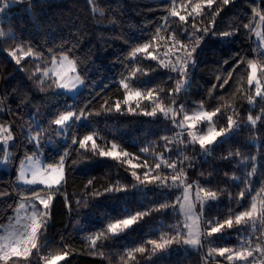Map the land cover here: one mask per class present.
Instances as JSON below:
<instances>
[{
    "label": "trees",
    "instance_id": "16d2710c",
    "mask_svg": "<svg viewBox=\"0 0 264 264\" xmlns=\"http://www.w3.org/2000/svg\"><path fill=\"white\" fill-rule=\"evenodd\" d=\"M197 3L201 12L190 14ZM172 7L187 21L171 17ZM262 17L264 0H214L211 8L206 0H23L0 16V129L8 127L12 137L7 149L0 143V233L20 198L33 196L32 189L56 193L37 247L0 264H47L64 252L68 256L60 264H206V258L210 264H257L253 254L244 262H230L211 251L255 244L257 218L212 236L208 231L250 211L259 199L264 202V91L257 96L256 86L248 83L249 63L257 65L264 83ZM189 37L202 40L193 53L194 66L189 62V74L183 77L160 61L183 59L186 52L176 41L190 51L195 39ZM145 43L156 60L144 52L133 56ZM62 56L75 62L84 82L74 98L59 92L52 76H43ZM122 79L130 81L129 89L122 87ZM136 90L144 96L151 90L152 99L125 105L126 91ZM118 101L120 112L115 111ZM153 109L155 116L143 114ZM196 109H219L213 117L216 130L227 129L231 116L235 124L230 134L205 149L191 142L180 125L185 113ZM69 111L83 113V118L61 131L53 121ZM86 135L93 141L81 148ZM113 144L117 152L130 155L99 156ZM61 157L65 178L58 187L31 189L18 183L23 161L40 158L48 167ZM145 173L161 179L149 183ZM173 175L180 180L174 183ZM182 178L217 194L198 206L207 255L183 242L178 211ZM138 213L142 215L129 229L118 235L107 232L110 223ZM165 239L173 243L163 250L149 243ZM141 247L143 253L137 251Z\"/></svg>",
    "mask_w": 264,
    "mask_h": 264
},
{
    "label": "snow or ice",
    "instance_id": "6c2138e0",
    "mask_svg": "<svg viewBox=\"0 0 264 264\" xmlns=\"http://www.w3.org/2000/svg\"><path fill=\"white\" fill-rule=\"evenodd\" d=\"M176 0H170V3L175 4ZM207 6L211 8V5L214 3V0H206ZM224 4H228L229 0H223ZM10 7L9 3H4L2 6H0V12H4L5 9ZM201 12V4L197 3L194 7L191 9L190 14H199ZM170 16L171 17H178L179 21L181 22H186L188 17L186 15L180 14V12L177 11L176 7H172L170 10ZM264 19V17H262ZM167 22V21H166ZM194 27V26H193ZM204 32H207L208 29H204ZM215 34V33H213ZM4 35L3 32H0V36ZM222 37H227L230 35V33H222ZM175 32L172 33L173 39H175ZM189 39H195V46L191 48L189 51L187 49V46L184 44H181L179 40L176 41V44L179 45L180 49H183L186 52V56L183 59H178L176 64H172L171 62L165 63L164 61H160L161 66L165 68H170L172 72H176L179 75L183 77H187L189 74V62L192 63L194 66V57L193 53L196 52V48L199 47L200 42L202 40L201 38H194V37H189ZM151 47L149 43L143 44L142 47H139L135 50L133 53V56H135L136 52H144L147 54L146 58L156 60L157 57L153 54H151L148 50ZM15 56V53L12 54ZM20 61L17 60V63ZM65 62L71 63L68 60V57L65 56L61 60V64L63 65ZM249 68L251 69L250 74L248 75V83L251 85L254 81L257 82V91L256 95L260 96V88H259V81H257V65L255 63H249ZM71 71L74 73L76 71V68L73 66L71 68ZM139 71V69H137ZM146 74V73H145ZM45 75H48V73H45ZM56 76L58 77V83L57 86L60 89L64 90H75L77 85L82 83L80 80V77L73 76L70 77L67 72H57ZM135 73L132 74V79H135ZM68 81V82H65ZM225 83L227 81L225 80ZM121 85L122 87L127 90L130 87V81L125 82L123 79L121 80ZM180 90V87L178 86L176 91L178 92ZM153 92L149 90L147 92V96H144L143 92L136 90V91H126L125 96H124V101L123 103L125 105H130L133 100H139V99H152ZM137 107L139 105L137 104ZM157 107H160L159 105ZM115 111L120 112L121 111V104L118 101L115 104ZM128 111L132 112L133 109L131 107H128ZM160 111L163 112L165 115H167V112H165V109L163 107H160ZM219 109L213 112H205V111H200L194 115H185L184 116V122H188L187 126L189 129H195L197 127V123L201 122H212L213 117L217 115V112ZM144 115H149V116H155L156 115V110L153 109L151 112H144ZM83 118V113H81L80 116H77L75 112L69 111L66 114H61L59 115L58 118H56L53 123L57 126H62V127H67L69 125V121H72L73 119L75 121H80ZM249 120L251 121L252 124L256 123V120H253L251 116H249ZM235 124V121L231 116L228 117V124H227V129L225 128H220L219 130H216L214 127H209L208 131L206 134H201V135H196L192 132H189V135L191 136V139L193 142L199 143L201 149H205L207 145H212L218 141V138L225 137L228 133H230L233 129V126ZM183 127V122L180 125ZM7 131V130H5ZM12 137L10 135L7 136V139L10 140ZM89 141H93V136L91 135H86L83 137L82 140L79 141V145L81 148H84L86 144ZM73 143H76L74 140ZM95 142H93V148H95ZM116 145H112V150L110 151H104L100 150L99 151V156L101 157H110L113 159H118L121 155L127 157L130 154L127 152H117L116 151ZM2 150V149H0ZM148 149L145 148L142 151H147ZM31 159V158H29ZM128 163H131L129 160ZM132 168H137L140 165L138 164H132ZM170 167H175L174 164L169 165ZM157 168L160 167L159 164L156 165ZM254 171V169H253ZM132 175L139 180V177L137 176V173L135 171L132 172ZM31 179H26L25 178V170L22 168L20 172V177L19 179L24 181L25 184L27 185H42L44 188L53 190L54 186H59L64 179V161L63 157H61L60 161L56 165H49L45 169H41L39 161L35 163L33 168L31 169ZM145 179L147 182L151 183L153 180H160L161 178L159 176L151 177L149 178V173H145ZM173 182L175 183L177 180H180V177L177 175H173L172 177ZM91 183V181L89 182ZM183 183V181H181ZM113 189H107V191H112ZM117 191H120L122 189H116ZM33 191V196L32 200L34 203L32 204V212L29 217H27V223L23 225L24 231L17 230L16 232L9 233V235L5 236L3 239L5 240L4 245H0V260H3L7 262V260L10 258V256H19L21 254L27 255L29 252V248L25 247L23 249V253L21 252V248L19 245L21 243H27L31 245V248H36V240H37V235L41 231L42 228L46 226L47 222V216L49 213L50 209V202L53 199L52 195H47V197H43L39 195V192H37L35 189H32ZM187 188L185 189V195L184 199L187 201ZM200 191H204L201 189ZM241 197L244 196V193H240ZM200 197L198 196V199ZM203 199H212L215 200L217 199V194L216 192L213 191H204V197ZM38 202V203H37ZM21 208L24 207L23 204L20 205ZM183 208L184 205H181ZM188 212H191V205H188ZM257 213V206L255 203L252 204L251 210L250 211H243L239 215H236L234 220L232 218L226 219L222 223H217L215 226L211 227L210 230L208 231V236H212L217 233H221L222 230L227 227L228 229H231L235 225H240L242 222H246L247 220H251L254 216V214ZM264 215V213H261ZM142 214H137V215H130L127 218L124 219H119L114 223H110L107 227V232L113 234V235H118L120 232L129 229L131 226L137 223V218ZM19 223V222H18ZM192 226H189V239L184 240L183 242L185 244H190V245H195L199 243V235L200 233L197 231L195 233L196 239L191 238L193 233L191 230ZM95 243V241H93ZM149 243H151L154 246V249H160L163 250L166 248V246H169L173 243V240L171 239H165L163 242H157L155 240H150ZM138 252L143 253L145 249L143 247L137 249ZM212 252H217L219 256L225 257L228 261H233L235 259H245V256H251L252 253L248 252L245 254L243 251L235 252L233 253L231 249L229 248H220V249H212ZM227 254V255H226ZM68 256L67 252H64L63 254L60 255H55L51 258V260L48 261V264H58L59 261L65 260L66 257Z\"/></svg>",
    "mask_w": 264,
    "mask_h": 264
},
{
    "label": "rangeland",
    "instance_id": "374dc122",
    "mask_svg": "<svg viewBox=\"0 0 264 264\" xmlns=\"http://www.w3.org/2000/svg\"><path fill=\"white\" fill-rule=\"evenodd\" d=\"M7 1L10 4V7H8V10L2 15H5L9 11V9L11 7L21 3L23 0H7ZM2 15H0V16H2ZM259 28H260V25L258 24V26L256 27V30H255V33L257 35H258V32H259ZM258 39H259V41H261V39L259 37H258ZM63 57H65V56H62L59 59L55 60L53 65L43 72V76L44 77L52 76L56 80V83H58V77L56 76L57 72H61V73L67 72L70 77L78 75L80 77V80L82 81V83L78 84L75 90L68 91V90L60 89L57 86V90L59 92H62L64 94H66L67 96H69L71 98H74V97H76L78 95V93L84 87V82H83V80H82V78H81V76H80V74L78 72V68H77V66H76V64H75V62L73 60H71L68 57V60L71 63L65 62L63 65L61 64V60L63 59ZM176 63L177 62H175V64ZM73 66L76 68V71L74 73L71 71V68ZM45 73H48V75H45ZM257 81H259V88H260V92L262 93V90L264 91V83L262 82V79L260 77V72H259L258 68H257ZM65 82H68V81H65ZM253 84L257 88V82L254 81ZM200 111H204V110L196 109L192 113H185V115L191 116V115H194V114H196V113H198ZM70 122L71 121H69L68 123H70ZM183 122H184V119H183ZM187 123L188 122H184V124L186 126L185 136H187V138L191 142H193V141L191 139V136L189 135V132H192V133H194L196 135H201V134H206L209 127H214L213 119H212L211 123H209L207 121L201 122V123H197V127L195 129H189L188 126H187ZM65 128L66 127L59 126V129L61 131H64ZM5 130H7V131H5ZM229 134L230 133H228V135ZM8 135H10L8 127L4 128L3 130L0 129V143H2L4 145L5 149H7L8 146H9V140L7 139ZM177 138L181 139V136L178 135ZM182 138H183V136H182ZM218 140H219V138H218ZM194 143H196V142H194ZM207 146H210V145H207ZM37 161H39V164H40V167H41L42 170L47 168V166H45V164L43 163L42 159H40V158H37V159L36 158H34V159L32 158V159H28L26 161H23L19 165V168H18V171H17L18 183L19 184H21L22 186L31 188V189L32 188H44V186L39 185V184L27 185V184L24 183V181L19 179L20 172H21L22 168L25 170V178L26 179H31L32 178L31 177V169L33 168V166L35 165V163ZM2 164H4V163H2ZM64 178H65V169H64ZM183 179L184 178H182L183 183H181V181H180V184L183 187L182 193H180L179 198H178V211H179V213H180V215L182 217V227H183V231L182 232L185 235V240L190 238L189 237V230H190L189 226H192L191 230H192L193 235H192L191 238L196 239L197 237H196L195 233L197 231L200 233V235L198 237V239H199V243L198 244L190 245V244H185L184 243V245L186 247H188V248H194L195 250H199L201 252H204L205 255H207V254L210 253V251H209L208 248H206L207 247V243H206V241L204 240V237H203L204 233H203V230H202L200 214L198 212V206L199 205H203V202H204L203 198H202V194H201V192H200V190L198 188H195L191 184H187ZM63 180H62V182H63ZM56 187H58V186H54V188H56ZM186 188L188 190L187 191V197H188L187 201H185V199H184L185 189ZM39 195L46 198L47 195H52L54 197L56 195V193L53 192V191H49V192L40 193ZM198 196L200 197L199 199H198ZM33 203H34V201L32 200V196L31 197H27V198H20V202H19L18 206L15 208L14 212L12 213V216H11V219H10V223L8 224L7 227H4L2 232L0 233V245H4L6 243L3 238L5 236L9 235V233L16 232L17 230L24 231L23 225L25 223H27V217H29L31 215L32 204ZM21 204L24 205L23 208L20 207ZM189 204L191 205V212L190 213L188 212V205ZM263 204H264V202H263L262 199H259L257 201V203H256L257 213L254 214V220L257 218V215H258L259 212L262 213L261 211H262ZM181 205H184V207L182 208ZM19 247L21 248V252L22 253H23V249L25 247L29 248V251H31L33 249V248H31V245L27 244V243H21L19 245ZM239 251H243V252H245V254H247V252L244 249L232 250L233 253L239 252ZM21 255H24V254H21ZM246 257H247V255L245 256V259H235L234 258V260H240V261L244 262L246 260ZM207 261L209 263H211L210 259H207ZM60 263H61V261L58 262V264H60ZM47 264H48V262H47ZM206 264H207V262H206Z\"/></svg>",
    "mask_w": 264,
    "mask_h": 264
},
{
    "label": "built area",
    "instance_id": "2783aa9c",
    "mask_svg": "<svg viewBox=\"0 0 264 264\" xmlns=\"http://www.w3.org/2000/svg\"><path fill=\"white\" fill-rule=\"evenodd\" d=\"M4 3H8L7 0H0V6H2ZM8 10L5 9L4 12H0V15L4 14ZM171 62L173 63L171 58H168V60L165 63ZM261 214L257 216V219L255 221V226H254V231H257V236L256 237V243L253 244L252 242H249L250 245L245 247L244 250L248 253L251 252L253 255H256V262L257 264H264V226L262 223V218ZM207 264H210L207 259H206Z\"/></svg>",
    "mask_w": 264,
    "mask_h": 264
},
{
    "label": "water",
    "instance_id": "95a60500",
    "mask_svg": "<svg viewBox=\"0 0 264 264\" xmlns=\"http://www.w3.org/2000/svg\"><path fill=\"white\" fill-rule=\"evenodd\" d=\"M182 122H183V121H181V123H182ZM181 130H182L183 132L186 131V126H185L184 122H183V127H181Z\"/></svg>",
    "mask_w": 264,
    "mask_h": 264
}]
</instances>
